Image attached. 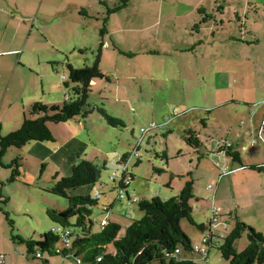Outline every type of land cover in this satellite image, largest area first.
Segmentation results:
<instances>
[{"label":"rangeland","instance_id":"374dc122","mask_svg":"<svg viewBox=\"0 0 264 264\" xmlns=\"http://www.w3.org/2000/svg\"><path fill=\"white\" fill-rule=\"evenodd\" d=\"M100 1H106L111 8L115 3L114 0H0L3 136L20 129L25 118H33L31 104L53 106L65 102L68 89L63 77L69 76L67 63L80 69L93 66L100 56L99 68L108 78L96 80L91 87L88 103L96 108L91 115L50 126L57 143L33 142L22 150L8 149L3 157L0 255L4 256L5 264H45V260L47 264H78L76 257L66 258L62 254L44 253L42 260L34 255L28 257L27 246L13 240V236L41 240L54 228L48 210L69 207L68 200L50 192L53 177L58 173L56 157H43L32 149L36 144L54 148L74 139L68 153L75 165L88 160L102 168L106 163L100 183L71 192L73 196L99 195V205L92 216L95 231L100 230L107 217L102 213L104 206H113L108 219L123 229L143 217L133 200L120 198L123 156L131 157L134 152L139 155L128 163V172L133 174L128 187L132 199L168 200L179 196L186 182L194 180L193 217L205 224L207 230L201 232L186 220L181 227L194 244L201 246L210 234L211 222L218 236H227L233 229V223L228 224L224 216L213 218L217 213L213 207L214 194L221 176L210 154L215 142L233 140L240 133L244 159L254 157V161L264 162L263 6L252 8L247 0H225V4L224 0H205L204 11L178 19L176 10L159 14L157 8L141 5L144 2L140 4V0H129L127 8L110 17L109 33L101 36L106 9L99 5ZM105 42L107 47L101 45ZM97 108H104L112 117L122 120L125 128L110 126ZM152 124L157 128L146 134L141 132ZM190 130L204 143L199 150L188 146L184 139ZM20 155L21 175L11 182L13 172L8 166ZM255 175L261 184L257 181L246 184L261 205L256 213L252 205L243 213L250 218L247 225L264 235V176L259 172L249 174ZM229 178L231 175L224 177L219 192L226 206L247 198L240 186L246 179L228 182ZM252 214L259 217H250ZM225 215L228 220L229 214ZM7 217L14 222L13 226ZM71 221L74 223L75 219ZM248 244L246 232L237 241V250L244 251ZM55 249L63 251L64 244L59 241ZM209 264L228 263L217 249H212Z\"/></svg>","mask_w":264,"mask_h":264},{"label":"trees","instance_id":"16d2710c","mask_svg":"<svg viewBox=\"0 0 264 264\" xmlns=\"http://www.w3.org/2000/svg\"><path fill=\"white\" fill-rule=\"evenodd\" d=\"M114 1L112 8L106 1L99 2V5L106 9V14L103 13L104 18H102L101 36L109 33L108 22L110 17L129 6V0ZM101 45L104 46V43ZM99 60L100 56L93 66H85L80 69L67 63L69 76L63 81V84L68 89V93H66V99L62 105L33 104L30 110V115L33 118H25L20 129L6 136L1 134L0 126V163H2L8 149L21 150L32 142H53L51 125L66 123L76 119V117L86 118L96 110L88 103L89 92L93 87L92 83L98 79L108 80L99 68ZM97 111L110 126L125 128L122 120L112 117L104 108H97ZM210 112L208 111V113ZM204 126L206 128L207 124L204 123ZM261 130L264 131L263 128ZM184 139L188 146L196 150L204 146L200 136L193 130L188 131ZM220 141L230 143L224 139L217 140V142ZM222 153L232 162L239 164L242 169L264 171V165L245 164L241 154L233 144L218 152V154ZM210 154L215 156L214 149ZM128 158L129 155L123 156L121 162L125 164ZM21 161V156H18L8 166L12 168L13 172L9 181L14 182L21 175ZM44 169L45 165L42 168V173ZM104 169H106V163L101 168L96 162L84 160L72 167L70 176L60 177L59 181H57L59 179L58 174L53 177L55 184L51 187L50 192L68 200L69 207L64 211L48 210V217L54 223V228L70 230L73 234V242L70 249L65 248L63 251H56L57 243L61 242V236L56 231L50 230L42 236L41 240L13 236L14 241L27 246L26 255L28 257L34 255L35 259L42 260L44 253L62 254L66 258L72 256L80 258L81 264H200L205 262L201 255L194 253L196 246L181 227L182 221L186 220L201 232L207 230L205 224L196 222L193 217L191 205V201L195 199L193 180L190 179L186 182L179 196L168 200L159 197L138 198L134 202L140 212L143 213V217L139 220H133L124 229L119 223L108 219L113 206H104L102 213L107 215V226L95 231L92 216L93 209L99 205V195L73 196L71 192L93 187L100 183ZM189 175L190 173L187 176L189 177ZM128 178L131 183L133 174L123 170L120 190L126 191L128 189L126 185ZM113 179L115 181V178ZM127 199L132 201L129 192H127ZM6 219L11 226L14 225L12 220L8 217ZM72 219H75L74 223H72ZM230 222L233 223V229L227 236L216 235L212 228V222L209 224V228L212 229L210 234L205 237L207 242H204L202 246L207 249L206 259L208 260L212 249H217L228 264H264V235L247 225L233 213L229 214L227 223ZM246 232L249 244L244 251L239 252L237 241ZM38 254L41 255V258L37 257Z\"/></svg>","mask_w":264,"mask_h":264},{"label":"crops","instance_id":"0c3cea01","mask_svg":"<svg viewBox=\"0 0 264 264\" xmlns=\"http://www.w3.org/2000/svg\"><path fill=\"white\" fill-rule=\"evenodd\" d=\"M135 1H139V0H135ZM142 2H144V3L141 4ZM204 2H205V0H140L139 1V3L141 5H149V7L151 9L157 8L159 14L160 13L163 14L165 12L176 10L175 13L177 12V14H178L177 16L179 17L178 19L192 17V16L195 15V13H197V12H199L201 10L204 11L205 10V8L203 7ZM226 2L227 1L224 0V4ZM259 2H261V3H259ZM129 4H130V1H129ZM220 5L222 6L221 3H220ZM247 5L251 6L252 8H255V9H257L259 5L264 7V0H254V1L247 0ZM179 11H181V12L179 13ZM155 24L156 23H154V25ZM140 30H142V29H140ZM31 34H30V36H31ZM30 36H29V38H30ZM257 43L260 44L261 41H258ZM104 46L107 47L108 44L105 42ZM0 57H1V55H0ZM65 80H63V81H65ZM92 84L94 86L95 82H93ZM36 103H40V102H36ZM28 105H30V104H28ZM31 105H33V104H31ZM59 105H61V104H59ZM254 113H255V111H254ZM258 113H260V111H258ZM258 113H256L255 115H258ZM260 115H263V114H260ZM262 128L264 129V125H262ZM239 134H236V136H235V138L233 140L232 139H230V140L229 139H224V140H228L231 144L234 145L236 150L239 151V153L241 154L242 159H243L245 164L263 165L264 162H262V161H254L253 160L254 157H251L252 158L251 160L250 159H244L245 157L240 152L241 146L239 145V142L243 141V139H242L243 136H240ZM53 138H54V136H53ZM73 141H74V139H71L69 142L65 141L63 143V145H61V146L57 145L54 148L49 147V146H42L43 148H41V144H40V147H38L37 144H36L35 146H33L32 149L34 151L41 152L43 157H47L48 155L49 156H51V155L55 156L56 157V159H55L56 162L54 161V163L56 164V167L58 169V171H57L58 173L57 174L59 175V178L60 177H66V176L68 177V176L71 175L72 167L76 164V161L74 160V158L71 157L72 155L70 153H68V151L73 146L71 144ZM44 143H52V141L51 142H44ZM53 143L54 144L57 143L56 139H54ZM263 143H264V141H263ZM28 145H32V144L29 143L26 146H28ZM244 150H246L245 147H243V151ZM211 156H213V155H211ZM212 158L214 159V161H213L214 165L220 170V173H221V176H218L217 189H216V193L214 194L213 207L215 208L217 213L213 214V218L217 219V217H219V216L220 217L224 216L225 221H227V218H226L225 214H232L233 213V214L237 215L238 217H240V219L243 222L248 224L247 220L250 219V218H248L247 216L244 215V213H243L244 209L249 208L250 205H252L251 209L253 210L254 213H256L257 210H258V206L261 205V201L256 199L257 195L255 194V192L250 190L249 186L246 184V183H250V181H257L258 183L261 184V182H259V180H258V176H256V175L255 176H251V177L249 176V174L251 172H255L256 173L257 171L242 169V167L239 164L232 162V160H230L229 158H226L225 156H222V158H221L222 163L220 165L224 166L226 168L227 172H228V174H224V172L221 170L220 166L216 165L215 156H213ZM199 163L202 164L201 162H199ZM212 171H213V169H212ZM229 172H231V174H229ZM233 173H235V174H233ZM216 174H218V172H216ZM238 174H240V175H238ZM259 174H261V175L263 174V176H264V171L263 172H259ZM228 175H231V178H229L228 182H234L235 179L239 180V181L243 180L244 178L246 179V181L244 183H241L240 186L244 190V193L247 196V198L245 197L246 199H244L240 203L234 202L233 204L226 206V205H224L222 203L223 202V200H222L223 198H220V197L223 196V195L221 193L220 197H219V192H220V187H221V184L223 182L224 177L228 176ZM211 179L213 180L212 177H211ZM187 180H189L188 177H187ZM53 182L55 184V180H53ZM185 182L186 181L183 180V185L185 184ZM257 182H254L252 184H254L256 186ZM226 184H224V186ZM224 186H223V188H224ZM169 188H171V186ZM261 188H262V185L258 188L259 189V192H258L259 193V195H258L259 198L262 196ZM172 190H175V189L172 188ZM252 198H254V200H252ZM263 201H264V199H263ZM262 204H263V207H264V203H262ZM243 206H244V208H243ZM58 210L59 211H64L62 209V206L59 207ZM250 217L258 218L259 216H257V214H252ZM212 228H213V222H212ZM215 243H216V240H215ZM194 245L195 246H199V247L203 246V244H202V246L199 245V244L198 245L194 244ZM210 254H211V252H210ZM199 260L203 261L201 258H199ZM205 262L207 264L210 263V255H209L208 261H205ZM45 264H47V263L45 262Z\"/></svg>","mask_w":264,"mask_h":264},{"label":"built area","instance_id":"2783aa9c","mask_svg":"<svg viewBox=\"0 0 264 264\" xmlns=\"http://www.w3.org/2000/svg\"><path fill=\"white\" fill-rule=\"evenodd\" d=\"M66 78L65 77H63V80H65ZM165 126H162L161 128H164ZM155 128H157V126L155 125V124H152L148 129H142L141 130V132L143 133V134H146V133H148L149 131H151V130H153V129H155ZM142 143V140H140L139 141V145ZM231 144L230 143H227V142H225V141H220V142H216L215 143V148H214V152H215V156H216V165L217 166H220V168H221V170L224 172V174H228V172H227V170H226V168L224 167V166H221L220 164L222 163V160H221V158H222V156H225L223 153L222 154H218V152L221 150V149H223V148H228L229 146H230ZM133 157H136V158H139V155H138V153L137 152H134V154L133 155H131V157H129L127 160H126V163L124 164V171H126V172H128V163H129V159H131V158H133ZM231 172H229V174H230ZM117 176V173L116 174H114L113 176H112V179L113 178H115ZM126 185L129 187L131 184H130V179L128 178L127 180H126ZM121 192H120V198L121 199H127V192H129L128 191V189L126 190V191H124V190H120ZM129 194H130V196H131V193L129 192ZM132 198V197H131ZM128 200V199H127ZM133 201H136V200H138V198H136V197H134L133 199H132ZM129 202H131V201H129ZM107 226V218H105L103 221H102V223H101V228L103 229V228H105ZM53 231H56V232H58L59 234H60V236H61V243H63L64 244V247L66 248V249H70L71 248V245H72V242H73V234H72V232L70 231V230H62L61 228H58V227H56V228H53L52 229ZM206 243L207 242V239L206 238H204V240H203V243ZM177 253H179V251L177 250ZM194 253H197V254H199V255H201L202 256V258L205 260V261H208L206 258H207V249L205 248V247H198V246H196L195 248H194ZM37 257L38 258H41V255L40 254H38L37 255ZM77 260V263L78 264H81L82 262H81V259L80 258H77L76 259ZM99 261H101L100 259H99ZM5 263V261H4V256L3 255H0V264H4Z\"/></svg>","mask_w":264,"mask_h":264},{"label":"water","instance_id":"95a60500","mask_svg":"<svg viewBox=\"0 0 264 264\" xmlns=\"http://www.w3.org/2000/svg\"><path fill=\"white\" fill-rule=\"evenodd\" d=\"M46 263H48V260H45Z\"/></svg>","mask_w":264,"mask_h":264}]
</instances>
